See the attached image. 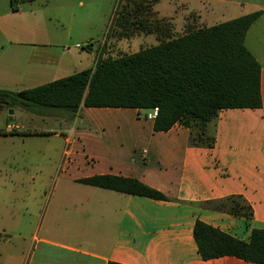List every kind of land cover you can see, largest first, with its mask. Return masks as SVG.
Masks as SVG:
<instances>
[{
    "label": "crops",
    "instance_id": "obj_1",
    "mask_svg": "<svg viewBox=\"0 0 264 264\" xmlns=\"http://www.w3.org/2000/svg\"><path fill=\"white\" fill-rule=\"evenodd\" d=\"M161 1L153 11L171 18L175 36L260 12L244 44L260 66L261 107L221 110L207 125L215 138L211 149L191 147L189 130L179 125L155 132L142 110L96 108L107 112L87 115L89 124H80L88 129L72 131L82 151L72 141L63 152L68 161L53 192L40 199L41 213L35 192L0 195V207L7 208L0 210V264H253L230 256L201 260L192 231L198 220L247 241L252 230L264 229V0H169L170 14ZM7 36L0 27V90L40 86L16 89L27 77L38 80L47 72L60 74L57 79L76 73H64L76 65L73 57L64 64L62 56L54 58L36 43L14 42L8 49ZM0 113V170L26 168L31 163L14 154L29 136L10 124L14 112L9 120ZM100 175L136 179L168 201L79 182ZM233 196L250 206V220L209 203ZM241 226L248 228L245 235Z\"/></svg>",
    "mask_w": 264,
    "mask_h": 264
},
{
    "label": "trees",
    "instance_id": "obj_2",
    "mask_svg": "<svg viewBox=\"0 0 264 264\" xmlns=\"http://www.w3.org/2000/svg\"><path fill=\"white\" fill-rule=\"evenodd\" d=\"M148 7L145 3L143 9ZM11 8L16 10L13 0ZM129 14L132 13L127 12L125 18L120 16L124 18L121 27L128 25ZM259 16L260 12L252 13L211 27L188 30L177 37L164 31L157 22L153 27L145 17L134 24L145 34H155L159 40L156 45L116 58L99 56L89 69L34 88L0 90V111L20 108L45 115L55 109L75 117L81 107L137 110L157 107L155 132H167L179 125L189 130L191 147L211 149L215 138L208 133L207 125L221 110L261 107L260 66L244 44L246 32ZM79 182L168 201L161 192L133 178L100 175ZM209 203L215 210L227 209L233 216L252 218L251 208L242 197ZM192 235L203 261L230 256L264 264V229L252 230L248 240L241 241L197 220Z\"/></svg>",
    "mask_w": 264,
    "mask_h": 264
},
{
    "label": "rangeland",
    "instance_id": "obj_3",
    "mask_svg": "<svg viewBox=\"0 0 264 264\" xmlns=\"http://www.w3.org/2000/svg\"><path fill=\"white\" fill-rule=\"evenodd\" d=\"M13 1L16 11L10 7V0H0V27L9 35L5 48H12L14 42L36 43L46 46H38V50H46L54 58L62 56L64 64L73 57L76 65L64 71L67 75L93 67L99 56L103 59L116 58L156 45L159 41L156 35H144L136 28L138 25L134 24L137 20L143 21L146 17L153 27H156L157 22L164 31L174 34L171 18H159V13L153 11V6L160 0ZM161 2L160 7H165L168 14L173 12L172 5L167 7L169 0ZM145 3L149 4L148 10L143 9ZM127 12L132 13L129 14V23L121 27ZM27 49L30 50V46ZM59 76L53 71L38 80L27 77V82L16 89L42 85ZM81 108L75 118L64 110L51 109L45 115H38L20 108L2 109V116H6L7 120L13 117L10 112H14L10 124L20 127L24 131L22 136H29L16 145L14 155L19 162L31 164L16 170H11L9 166L0 170L1 196L35 192L40 196L35 209L40 213L43 211L40 199L53 192L59 173H62L63 163L68 161V156L63 155V152L72 149V141L76 142V152L82 151V144L77 136L72 135V131L88 129L80 124L82 120H85L86 125L89 124L85 119L87 115L107 112L96 108ZM144 114L145 110L139 113L140 116ZM208 133L212 134L211 131ZM64 138H70V143L64 142ZM6 157L10 159L8 152ZM69 160H74L73 156ZM87 161L92 163L90 159ZM5 209L0 207L2 212ZM247 229L245 226L240 227L242 235L246 234Z\"/></svg>",
    "mask_w": 264,
    "mask_h": 264
},
{
    "label": "built area",
    "instance_id": "obj_4",
    "mask_svg": "<svg viewBox=\"0 0 264 264\" xmlns=\"http://www.w3.org/2000/svg\"><path fill=\"white\" fill-rule=\"evenodd\" d=\"M76 47H79V45H77ZM158 112H159V110L157 107L145 110V114L143 116V119L146 121H154L155 118L158 116Z\"/></svg>",
    "mask_w": 264,
    "mask_h": 264
},
{
    "label": "water",
    "instance_id": "obj_5",
    "mask_svg": "<svg viewBox=\"0 0 264 264\" xmlns=\"http://www.w3.org/2000/svg\"><path fill=\"white\" fill-rule=\"evenodd\" d=\"M10 114H11V112H10Z\"/></svg>",
    "mask_w": 264,
    "mask_h": 264
}]
</instances>
